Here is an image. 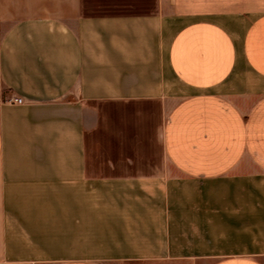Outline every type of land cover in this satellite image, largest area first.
<instances>
[{
  "label": "crops",
  "instance_id": "crops-1",
  "mask_svg": "<svg viewBox=\"0 0 264 264\" xmlns=\"http://www.w3.org/2000/svg\"><path fill=\"white\" fill-rule=\"evenodd\" d=\"M256 79L264 0H0V264H264Z\"/></svg>",
  "mask_w": 264,
  "mask_h": 264
},
{
  "label": "rangeland",
  "instance_id": "rangeland-1",
  "mask_svg": "<svg viewBox=\"0 0 264 264\" xmlns=\"http://www.w3.org/2000/svg\"><path fill=\"white\" fill-rule=\"evenodd\" d=\"M249 77H252L251 73L244 65H242L233 73L231 78L223 86L220 87V89L224 93L239 90L243 87L245 80H247ZM255 82L258 88L264 89V81L256 79ZM181 93H185V90L182 89Z\"/></svg>",
  "mask_w": 264,
  "mask_h": 264
},
{
  "label": "built area",
  "instance_id": "built-area-1",
  "mask_svg": "<svg viewBox=\"0 0 264 264\" xmlns=\"http://www.w3.org/2000/svg\"><path fill=\"white\" fill-rule=\"evenodd\" d=\"M16 102H17V103H20V104L23 103V98H17V99H16Z\"/></svg>",
  "mask_w": 264,
  "mask_h": 264
}]
</instances>
